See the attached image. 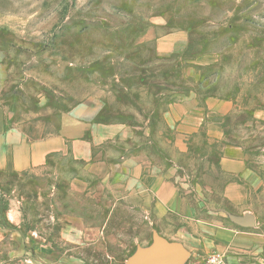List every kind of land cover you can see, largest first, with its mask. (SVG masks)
<instances>
[{
  "label": "rangeland",
  "instance_id": "obj_1",
  "mask_svg": "<svg viewBox=\"0 0 264 264\" xmlns=\"http://www.w3.org/2000/svg\"><path fill=\"white\" fill-rule=\"evenodd\" d=\"M178 33L183 49L155 53L156 38ZM209 91L237 99L231 123H253L264 144V0H0V104L31 138L67 130L72 109L85 118L91 105L95 122L140 126L150 110L158 120L169 102ZM135 132L129 144L145 142L161 161ZM95 149L92 163L65 151L40 167L0 169V264H134L157 231L186 241L185 264H208L219 251L197 235V219L232 221L218 210L221 184L207 176L206 158L165 172L178 175L184 205L204 214L157 220L148 194L109 157L115 141Z\"/></svg>",
  "mask_w": 264,
  "mask_h": 264
},
{
  "label": "crops",
  "instance_id": "obj_2",
  "mask_svg": "<svg viewBox=\"0 0 264 264\" xmlns=\"http://www.w3.org/2000/svg\"><path fill=\"white\" fill-rule=\"evenodd\" d=\"M185 44L183 34L162 35L155 39L154 49L164 55L183 49ZM154 110L147 113L144 125L139 126L125 121L95 122L100 109L91 105L85 108V118H79L76 108L66 116L74 120L67 130L62 125L60 134L31 138L30 132L14 129L0 104V169L40 167L49 155L65 151L76 160L92 163L97 144L115 141L120 149L109 157L126 166L136 193H147L151 212L157 220H164L181 210L184 214H204L200 208L184 205L185 198L179 195L176 186L178 175L168 176L165 172L182 168V162L194 157H205L210 173L207 176L214 186L221 184L213 187L224 201L218 210L235 217L251 215L254 224L242 226L230 222L220 226L198 218L201 225L200 230H195L197 235L211 238L218 254L227 255V264H264V144L254 142L257 133L253 123L244 125L237 119L231 123L238 111L237 99L209 91L169 102L158 114V120ZM254 117L252 114L251 118ZM137 128L143 129L145 141L153 142L162 153L161 161L141 148L145 142L129 144L136 141ZM218 210L212 213L217 215ZM195 224L199 226L198 222ZM201 228H207L210 234H203ZM157 232L186 248V241L176 232Z\"/></svg>",
  "mask_w": 264,
  "mask_h": 264
},
{
  "label": "water",
  "instance_id": "obj_3",
  "mask_svg": "<svg viewBox=\"0 0 264 264\" xmlns=\"http://www.w3.org/2000/svg\"><path fill=\"white\" fill-rule=\"evenodd\" d=\"M231 221L242 226H253L254 218L245 214L235 217L228 214ZM190 256L189 251L180 242H171L157 233L152 235V243L147 247H138L134 264H185Z\"/></svg>",
  "mask_w": 264,
  "mask_h": 264
},
{
  "label": "built area",
  "instance_id": "obj_4",
  "mask_svg": "<svg viewBox=\"0 0 264 264\" xmlns=\"http://www.w3.org/2000/svg\"><path fill=\"white\" fill-rule=\"evenodd\" d=\"M208 264H226L224 261V256L221 254L212 255L207 261Z\"/></svg>",
  "mask_w": 264,
  "mask_h": 264
}]
</instances>
